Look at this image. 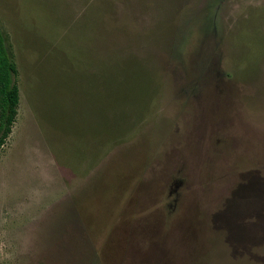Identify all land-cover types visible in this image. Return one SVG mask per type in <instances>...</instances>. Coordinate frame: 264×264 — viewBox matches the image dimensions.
Listing matches in <instances>:
<instances>
[{
  "label": "rangeland",
  "instance_id": "1",
  "mask_svg": "<svg viewBox=\"0 0 264 264\" xmlns=\"http://www.w3.org/2000/svg\"><path fill=\"white\" fill-rule=\"evenodd\" d=\"M0 30V264H264V0H0Z\"/></svg>",
  "mask_w": 264,
  "mask_h": 264
},
{
  "label": "trees",
  "instance_id": "2",
  "mask_svg": "<svg viewBox=\"0 0 264 264\" xmlns=\"http://www.w3.org/2000/svg\"><path fill=\"white\" fill-rule=\"evenodd\" d=\"M16 74V65L0 30V150L11 135L18 115L20 91L13 80Z\"/></svg>",
  "mask_w": 264,
  "mask_h": 264
}]
</instances>
